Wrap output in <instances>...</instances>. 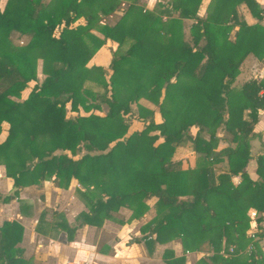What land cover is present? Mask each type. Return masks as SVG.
I'll use <instances>...</instances> for the list:
<instances>
[{"label": "trees", "instance_id": "16d2710c", "mask_svg": "<svg viewBox=\"0 0 264 264\" xmlns=\"http://www.w3.org/2000/svg\"><path fill=\"white\" fill-rule=\"evenodd\" d=\"M122 1L112 23L99 21ZM200 1L167 0L158 11L137 0H54L48 8L44 0H5L0 7V80H7L0 89V129L7 123L0 163L14 186L51 179L67 187L71 178L77 180L86 210L76 214L74 225L56 222L67 239L77 225L99 226L121 206L130 210L128 218H138L148 208L147 198L155 196V214L141 225L148 252L155 242L177 237L183 251L206 241L211 262L264 264L263 256L254 257L255 247L235 253L249 239L248 210L264 211V152L254 156L255 178L245 169L257 110L264 106L258 94L264 79L231 84L247 53L264 58V23L245 22L236 5L244 3L257 19L264 7L256 0H208L199 15ZM79 16L84 22L72 24ZM183 19L190 20L188 39ZM12 30L29 34L28 40L14 44ZM106 38L116 42L107 66L86 65ZM38 59L43 77L14 99L36 80ZM86 78L102 92L94 93ZM130 78L135 83L118 99ZM150 88L162 90L159 100ZM100 96L105 112L89 111L100 108L95 101ZM142 97L157 105L158 121L138 101ZM65 104L86 113L65 116ZM128 118L142 121V127L125 134ZM219 130L230 134L233 145L216 148ZM181 145L193 151L189 163L174 158ZM16 195L17 189L0 193V200ZM21 234L15 219L0 222V264H28L17 244ZM229 245L236 256L219 252ZM171 256L162 251L165 264L183 263V255Z\"/></svg>", "mask_w": 264, "mask_h": 264}, {"label": "crops", "instance_id": "0c3cea01", "mask_svg": "<svg viewBox=\"0 0 264 264\" xmlns=\"http://www.w3.org/2000/svg\"><path fill=\"white\" fill-rule=\"evenodd\" d=\"M206 1L208 2V0ZM256 1L261 7H264V0ZM206 4H199L197 9L199 15H204ZM236 9L238 15L245 22L254 23L258 21L264 23V16L257 19L249 13L244 3L237 4ZM111 13L105 15L102 20L105 21V17ZM118 13L120 14V10ZM115 19L108 23H112ZM235 28L236 26L231 30L230 37L233 36ZM96 34L100 35L99 33ZM9 38L14 44H23L28 40L29 34L12 30ZM115 45L114 40L106 38L104 43L88 58L86 65L98 64L106 67ZM38 61L39 59L37 63ZM249 78L264 79V58L258 59L251 53H247L240 61L238 73L231 84L238 87ZM133 119L132 124L139 126L138 120ZM222 131L224 130L220 132ZM252 131L253 135L248 140L250 156L245 164V169L251 178H255L254 156L264 152V106L257 110V120ZM228 140L218 139L216 148L233 145L231 139ZM220 141H223L221 145L219 144ZM182 148L189 149L180 154ZM178 151L180 155L176 156ZM192 156L193 151L188 145L177 147L174 153V158H186L187 163ZM232 178L233 182L237 181V176ZM13 186L11 177L6 176L4 166L0 163V193L2 195L12 194L10 191ZM76 187L81 188L75 178L70 179L67 187L56 186L51 179H44L38 184L16 186V196L6 202L0 200V222L3 219H15L22 225L21 238L17 244L22 248L21 255L28 261V264H165L162 258L164 249L171 251V257L183 255L182 264H221L218 261L211 262L210 255L213 251L206 241L202 242L196 249L183 251L179 238L174 237L165 242H155L152 250L148 252L143 236L146 231L141 228V225L155 214L153 206L155 196L147 198L148 208L138 218H128L130 210L121 206L113 212L114 218L103 219L99 226L86 223L77 225L72 238L67 239L66 232L58 227L56 222L64 219L69 225H74L76 214L81 210H86L83 201L76 192ZM20 203L22 206L19 209ZM251 209L254 208L249 210ZM251 228L255 233V237L252 239V249L255 247L259 251L254 257H264V211L262 213L257 211L255 218L249 219L245 233L247 234V230ZM147 237L150 236L147 235ZM249 241L250 238L246 240L243 248L237 249L235 253H247L245 246ZM219 252L226 256H236L234 252H224L223 250H219Z\"/></svg>", "mask_w": 264, "mask_h": 264}, {"label": "rangeland", "instance_id": "374dc122", "mask_svg": "<svg viewBox=\"0 0 264 264\" xmlns=\"http://www.w3.org/2000/svg\"><path fill=\"white\" fill-rule=\"evenodd\" d=\"M4 0H0V6L2 5ZM54 0H44V3H45V7L48 8L51 3L53 2ZM138 3L143 7V8H147V9H152V10H155V11H158V9H160L161 7V3H164L166 2L167 0H137ZM125 2H120L119 3V6L116 10H114L111 15H108L105 17V22H110L112 21L113 19H115V17L119 14V10L121 9V7H124ZM206 4L207 1L206 0H201L199 4ZM199 6V5H198ZM206 7V6H205ZM119 9V10H118ZM198 9V7H197ZM205 12V11H204ZM172 14H175V11L172 12ZM105 15L101 16V19L99 21L103 22L102 18L104 17ZM189 21L188 19H183V33H184V38L185 39H188V24H189ZM84 22V19L82 16H79L78 18H76V20L73 22V24H76V23H83ZM92 32L94 33H98L97 30H95L94 28L90 29ZM9 37V36H8ZM11 38H13V35H11ZM16 38V37H15ZM10 39V38H9ZM107 53V51H106ZM41 60L38 61V63L36 64V80H29L27 83H26V86L20 90L19 92V95L16 97V96H13L14 99H21L22 97H24L27 93V91L30 89V87L32 86V84L36 81H38L39 79H41L43 77V73L41 72ZM109 69L108 71L106 72L107 74L109 73ZM173 79V77L171 78V80ZM7 83V80L5 79H1L0 80V89L3 88L5 86V84ZM135 83V80L130 78L126 81V83L123 85V87L121 88V90L119 91L117 97L118 99L120 100H123L125 99V97L127 96L128 92L130 91L131 89V86ZM84 84L85 85H89L90 88H92V91L95 93H99V92H102V87L97 84L95 81H93L92 79L90 78H86L85 81H84ZM150 93H153L156 95L157 99L159 100L161 98V95H162V90H156V89H153V88H150L149 89ZM87 99H90L89 97H87ZM101 96L98 97V99H96L95 101L99 100L100 102V108L99 109H93L91 108L89 111H93V112H96V113H99V114H103L107 108L106 104L104 102H102L101 100ZM138 101L142 104H144L145 106L147 107H150L153 109V118L155 120H159L160 119V115H159V111H158V107L157 105L146 99V98H139ZM65 116H75L76 113H79V114H84L86 113V111H84L81 107H79V110L78 112H75V111H71L68 107V104H65ZM130 107H131V111L133 113H135L136 111V106L134 103H130ZM88 112V111H87ZM132 120H134L133 118H128L127 121H129V125L126 129V132L125 134H128L129 132H131L132 130L134 129H139L142 127L143 125V122L138 120V125L139 126H136V124H132ZM6 128H7V123L2 121L1 122V129H0V140L3 139V137L5 136L6 134ZM194 127H190V131H194ZM221 130H219L218 132V136H219V139H227V141H229L228 139H230V134L222 131L220 132ZM223 143V141H220L219 144L221 145ZM189 148H182L181 149V152L180 154L182 153H185L186 151H188ZM85 150L84 149H80L79 150V153L81 152H84ZM179 154V151L176 153V156L180 155ZM232 181L233 178H232Z\"/></svg>", "mask_w": 264, "mask_h": 264}, {"label": "built area", "instance_id": "2783aa9c", "mask_svg": "<svg viewBox=\"0 0 264 264\" xmlns=\"http://www.w3.org/2000/svg\"><path fill=\"white\" fill-rule=\"evenodd\" d=\"M258 94L259 95H264V90L263 89H260L258 91ZM248 215H249V219H254L255 216L257 215V211L254 210V209H251V210L248 211ZM247 234H248V237L250 238V241L245 246V251L248 253L253 248L252 239L255 237V233H254L253 229L251 228V229H248L247 230ZM233 249H234V246L233 245H229L228 246V249H227V252H232Z\"/></svg>", "mask_w": 264, "mask_h": 264}, {"label": "water", "instance_id": "95a60500", "mask_svg": "<svg viewBox=\"0 0 264 264\" xmlns=\"http://www.w3.org/2000/svg\"><path fill=\"white\" fill-rule=\"evenodd\" d=\"M15 188H16V186H13V187H12V189H11V191H10V193H13V191H12V190H13V189H15Z\"/></svg>", "mask_w": 264, "mask_h": 264}]
</instances>
